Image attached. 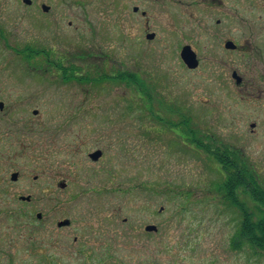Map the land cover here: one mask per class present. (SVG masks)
<instances>
[{
  "label": "flooded vegetation",
  "instance_id": "flooded-vegetation-1",
  "mask_svg": "<svg viewBox=\"0 0 264 264\" xmlns=\"http://www.w3.org/2000/svg\"><path fill=\"white\" fill-rule=\"evenodd\" d=\"M162 2L0 0V25L12 27L8 50L0 52V255L9 264H111L107 253L105 259L96 260V252L113 243L108 231L112 226L108 194L112 169H121L129 159L128 135L97 134L96 116H87L82 109L90 103L89 97H96L99 78L120 76L124 86L129 74L121 59L118 63L115 55L96 48L97 27L110 19L106 13L111 10L123 13L119 35L124 42L128 20H136L131 28L141 33L136 44L142 50L145 33L148 41L156 37L150 31V12L178 7L188 23L184 34L180 33L185 44H180L178 52L181 57L188 47L194 54L196 68L182 61L188 73L204 76L202 103L208 108L204 114L216 109L218 119L217 133H201L205 142L197 143L193 139L199 137L192 133L187 117L190 145L208 156L264 155V0ZM21 23L32 31L15 35L13 24ZM149 34L155 37L149 39ZM67 47L73 50L65 51ZM210 91L216 96L213 99ZM65 105L79 109L72 118L79 130L72 141H66L59 109ZM152 136L140 133L136 139L143 160L150 147L158 145ZM92 145L79 159L81 149ZM97 151L100 156L94 159ZM96 184L101 189L94 192L91 188ZM144 184L156 199L158 186ZM156 207L155 201L143 206L148 214L159 217L164 207L159 213ZM123 222L128 224V219ZM148 225L155 223L146 224L145 232L158 243V226L148 231Z\"/></svg>",
  "mask_w": 264,
  "mask_h": 264
},
{
  "label": "rangeland",
  "instance_id": "rangeland-1",
  "mask_svg": "<svg viewBox=\"0 0 264 264\" xmlns=\"http://www.w3.org/2000/svg\"><path fill=\"white\" fill-rule=\"evenodd\" d=\"M176 9L178 7L170 5L150 12V31L155 32L156 37L148 41L145 33L142 50L136 44L141 33L131 28L136 24L133 17L128 20L125 42L119 35L122 12H107L111 21L97 27V50L109 52L115 55L114 61L120 63L121 59L127 64L129 74L125 78L129 81L121 86L120 76L106 81L99 78L96 97H89L90 103H85L82 109L87 116H96L94 131L97 134L128 135L129 159L121 169H112V191L108 194L112 226L108 231L113 243L97 251L96 260L105 259L107 253L111 264H264V253L248 243L234 246L244 213L224 200L221 185L225 177L214 156L190 145L191 138L185 127L187 117L191 119L188 125L192 133L199 137L193 139L197 143L205 142L200 138L201 133H217L218 119L216 109L205 115L208 108L202 103L204 76L200 72L188 73L180 50L178 52L180 44H185L184 35L180 33L184 34L188 23L183 12ZM177 14L182 18L176 17ZM13 26L15 35L32 31L22 23ZM11 36L12 27L0 25V52L8 50L6 43L10 44ZM205 94L210 95L208 91ZM214 97L212 94V99ZM80 99L85 98L81 95ZM59 109L65 120L66 141H72L79 131L77 121L72 118L78 115L79 109L71 105ZM140 133L155 134L153 141L158 143L150 147L145 160L136 140ZM94 147H83L79 159ZM244 157L264 188V155ZM142 183L149 188L157 185L159 196L152 198ZM92 187L94 192L101 189L100 184ZM180 192L188 197L178 195ZM90 195L96 196L93 192ZM237 195L255 220L264 218V206L255 201L250 192ZM147 201H155L158 213L159 208L164 207L159 217L148 214L143 208ZM150 212H154V207ZM124 218L128 219V224H124ZM151 222L159 228L158 243L146 235L145 225ZM12 263L19 264L18 261ZM0 264H9V259L0 255Z\"/></svg>",
  "mask_w": 264,
  "mask_h": 264
},
{
  "label": "trees",
  "instance_id": "trees-1",
  "mask_svg": "<svg viewBox=\"0 0 264 264\" xmlns=\"http://www.w3.org/2000/svg\"><path fill=\"white\" fill-rule=\"evenodd\" d=\"M125 80L129 81L128 78ZM213 156L222 165L225 180L221 185V192H223L224 200L244 213L241 232L234 246L241 247V242H246L253 249L264 253V218L255 220L251 212L247 211L249 209L246 205L238 201L237 195L238 192H250L255 201L264 206V188L259 184L255 172L244 156L220 154Z\"/></svg>",
  "mask_w": 264,
  "mask_h": 264
},
{
  "label": "water",
  "instance_id": "water-1",
  "mask_svg": "<svg viewBox=\"0 0 264 264\" xmlns=\"http://www.w3.org/2000/svg\"><path fill=\"white\" fill-rule=\"evenodd\" d=\"M155 37L154 34H149L148 38L149 39H153ZM181 57L182 60L184 61V63L186 65H188L190 68H196L197 67V60L195 59L194 54H192V52L190 51V49L188 47H184L181 53ZM94 159H98L100 156V152L97 151L94 154H92ZM146 230L148 231H153V230H157V227L154 225H149L146 227Z\"/></svg>",
  "mask_w": 264,
  "mask_h": 264
}]
</instances>
